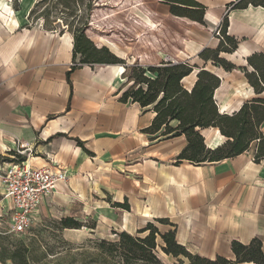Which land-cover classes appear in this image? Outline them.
<instances>
[{
    "label": "crops",
    "instance_id": "crops-1",
    "mask_svg": "<svg viewBox=\"0 0 264 264\" xmlns=\"http://www.w3.org/2000/svg\"><path fill=\"white\" fill-rule=\"evenodd\" d=\"M195 1L205 7L204 24L173 16L170 7L164 5L161 26L163 31H170V47L163 42L169 52L157 50L156 30H151L148 22V33L140 43H146L149 65L170 60L199 67V54L219 46L221 39L215 33L228 13L227 34L239 41V47L220 57L237 69L226 72L216 67L212 72L221 79L214 96L219 111L232 115L244 103L264 99V92L257 95L246 77V71H254L248 58L264 54V8L228 11L236 0ZM36 4L37 0H21L14 10L9 0H0V155L6 156L8 149L32 152L28 158L31 166L45 167L52 160L66 168L70 185L77 179L82 187L88 182L93 189L98 185L91 196L100 192L118 204L124 200L146 202L144 218L137 215L131 220L132 212L124 211L122 231L131 235L153 223L151 216L159 220L179 213L180 219L171 222L176 225V239L193 254L212 260L217 256L233 259V241L247 245L259 239L264 244V159L255 161L257 144L240 156L220 162L198 166L178 163L187 146L186 138L160 141L157 137L161 133H144L153 123L154 111L121 100L130 86L124 79L125 67L80 65L79 56L74 59L71 33L47 29L41 19L31 22ZM127 7L132 10L138 6L131 3ZM172 21L184 24L179 30ZM115 54L125 61L144 58L123 49ZM75 64L78 68L71 74V88L67 74ZM198 72L189 76L195 77L189 89ZM214 131L206 143L210 149L226 142ZM124 169L134 181L117 178L116 188L112 187L111 172L120 177ZM140 169L143 173L138 172ZM135 178H142V182ZM66 183L59 189L63 190ZM66 231L67 239L75 241L77 231Z\"/></svg>",
    "mask_w": 264,
    "mask_h": 264
},
{
    "label": "trees",
    "instance_id": "trees-1",
    "mask_svg": "<svg viewBox=\"0 0 264 264\" xmlns=\"http://www.w3.org/2000/svg\"><path fill=\"white\" fill-rule=\"evenodd\" d=\"M105 1L107 0H98L97 4L100 5V2ZM159 1L170 7V13L173 16L188 18L204 24L205 7L197 1ZM139 2L137 5L139 7L144 4L143 1ZM122 4L124 2L115 5ZM250 6L264 8V0H236L229 5L228 11L247 9ZM37 7L38 4L32 10L30 18ZM113 16L114 14H105L103 20H108ZM149 20L147 22L150 23L151 30H157L159 24ZM148 23L145 24V27L148 26ZM228 26L227 13L220 29L223 38L219 46L217 49L205 48L199 54V58L204 62L212 61L215 66L223 68L226 72H233L237 66L220 57L222 53L236 52L239 47V41L228 36ZM108 27L113 28V25ZM72 34L75 40L74 59L80 56V65H119L126 68L123 67V74L126 70L132 71L131 78L134 81V86L124 93L121 100L125 103L131 100L133 103H138L143 109L151 108L154 111L156 116L153 123L144 130V133L152 135L161 133V136L166 140L181 136L186 138L187 146L178 156V163L187 161L198 166L207 162H220L244 154L254 143L257 144L255 161L259 162L264 159V134L262 132L264 99L256 98L248 101L232 115L221 114L214 98L216 90L221 86V79L206 67L199 68L197 65H191L188 61H166L158 66L139 64L130 66L107 47H102L101 37L98 40V47L101 48H97L84 33ZM105 41L116 45L111 40L105 39ZM248 64L254 71L252 73L246 71V77L255 93L260 95L264 92V54H254L248 58ZM77 68L78 65L75 64L67 74V81L71 88V74ZM195 69L199 70L197 80L194 86L188 89L183 82ZM173 123H177V125L174 126ZM211 129L217 130L226 139L224 144L215 149L208 148L202 135V131ZM79 145L82 144L79 142ZM7 160L8 158L3 159V161ZM115 206L130 211L129 206L118 203ZM158 222L176 228L173 223H166L167 220L159 219ZM61 225L63 229L70 230H79L83 227L81 222L73 218H65ZM137 233L145 236L134 237L127 232L116 233L119 237L118 243L102 241L101 246L109 247L108 251L111 253L115 251L122 264H164L157 255L159 237L164 242L161 250L167 256L175 258L178 264H185V259L188 260V264H264V244L259 239H253L247 245L233 241L231 244L233 259L217 256L212 260L191 253L185 246L178 243L175 231L163 234L153 223H148L144 229ZM23 251L25 250L22 248H16L14 251L9 250L7 259H10L14 264H18L17 261L27 264L22 262ZM6 252L7 250L1 247V261H3V254Z\"/></svg>",
    "mask_w": 264,
    "mask_h": 264
},
{
    "label": "rangeland",
    "instance_id": "rangeland-1",
    "mask_svg": "<svg viewBox=\"0 0 264 264\" xmlns=\"http://www.w3.org/2000/svg\"><path fill=\"white\" fill-rule=\"evenodd\" d=\"M20 1L21 0H9L14 10L18 7ZM97 1L98 0H37L38 7L31 17V22L40 17L42 24L46 22L45 27L49 29L54 28L57 29V31L69 33H84L97 48H101L98 47V40L101 37L102 47H107L113 54L118 52L119 49H123L128 54H134L135 57L139 54L142 57L144 56V58L141 59L142 61H134L130 58V61H126L130 66L134 64L142 66L160 65L161 63H157L156 61H152L155 65H149L148 62L150 61L145 57L147 53L146 43L143 45L140 41L142 38H146L148 30L145 24L150 17L152 20L154 19L156 23H159V27L156 30L158 37L156 41L157 50H160L159 52H161V49L166 51L167 46L165 47L163 44L164 41L168 47H170V31H163L164 28L161 26L163 19L161 11L166 4L159 0H107L102 3L100 2L101 4L98 5ZM139 1H143L144 4L132 10L127 7L131 3H135V6H137L140 3ZM121 2H124V4L115 5ZM108 13L114 14V16L108 20H103L104 15ZM172 22L173 27L179 30L184 24L182 21ZM109 25H113V28H109ZM175 37L178 36L175 35ZM105 39L113 41L117 45L118 50L111 47ZM169 49H167L166 52H169ZM197 62L200 68L206 67V69L210 71H214L217 67L212 61L203 62L201 59ZM195 71H198V69ZM131 76L132 71L126 70L124 79L130 84L128 89L134 86V81ZM194 80L195 77L192 75L186 79L183 84L189 89ZM214 130H210V139H205L206 143H210L212 137L215 135ZM216 137L224 141V139L218 135ZM157 139L160 141L166 140L161 135L158 136ZM4 158L8 157L0 155V162L3 161ZM139 168L141 167L139 166ZM138 172L143 173L142 169ZM111 173L113 174L111 186L114 188H116L115 179L117 178L134 181L128 169L122 170L120 172V177L115 171ZM88 178L91 180L89 175ZM136 179L142 182V178H135V180ZM92 186L93 185L88 182L86 187H82L78 179L73 181L71 185L70 182L67 181L66 185L63 186L64 189H59L52 198H50L45 209L41 212V218L37 223L38 225L35 226L33 231L20 236L10 233L9 210L11 208V203L4 197L3 191L0 189V252L1 247L7 250V252L3 254L4 259L3 261L0 260V264H14L7 258L9 250L14 251L16 248L25 250L22 252V257H24L22 262L27 264H122L121 260L118 258V254L115 253V251L112 253L109 252V247L101 246V242L118 243L119 237L116 233L123 232L122 222L124 221L125 209L116 207L115 204H117V202L112 201L109 196L105 197L100 192L98 193L100 194L99 196H91L90 193H92L93 190H98V185H95L94 189ZM85 193L88 194V199L85 198ZM120 204L129 206L130 212H132L131 220L136 219L135 217L137 215L144 218L148 211L146 202L134 203L124 200ZM132 204L134 205L133 210ZM65 218H73L83 225L82 229L74 232V234H76L74 237L75 241L67 239L68 232L66 230L70 229L62 228V220ZM160 219L167 220L166 223H175L180 219V214L177 213L173 218L165 216ZM151 221L163 234L175 230V228L169 225L158 222V220L152 218V216ZM216 235L220 236V234ZM139 236L144 237L145 235L134 233V237ZM221 236L223 235L221 234ZM158 244L159 248L157 250V255L161 261L164 264H178L175 258L167 256L161 250V247L164 246V242L160 237L158 238ZM184 261L185 264H188V260L185 259ZM17 262L21 264L19 261Z\"/></svg>",
    "mask_w": 264,
    "mask_h": 264
},
{
    "label": "built area",
    "instance_id": "built-area-1",
    "mask_svg": "<svg viewBox=\"0 0 264 264\" xmlns=\"http://www.w3.org/2000/svg\"><path fill=\"white\" fill-rule=\"evenodd\" d=\"M215 34L223 38L220 30ZM31 154L21 149L15 152L8 149V160L0 162V188L11 203L10 233L16 236L33 231L46 201L68 180L66 168L58 162L51 160L41 168L31 166L28 160Z\"/></svg>",
    "mask_w": 264,
    "mask_h": 264
},
{
    "label": "bare ground",
    "instance_id": "bare-ground-1",
    "mask_svg": "<svg viewBox=\"0 0 264 264\" xmlns=\"http://www.w3.org/2000/svg\"><path fill=\"white\" fill-rule=\"evenodd\" d=\"M111 47H113L115 50H117V48H115L114 46H111ZM241 108L239 107L238 108V111L240 110ZM235 112V111H234ZM202 133H203V135L205 136V138H209L210 137V133H211V131L210 130H204V131H202Z\"/></svg>",
    "mask_w": 264,
    "mask_h": 264
},
{
    "label": "water",
    "instance_id": "water-1",
    "mask_svg": "<svg viewBox=\"0 0 264 264\" xmlns=\"http://www.w3.org/2000/svg\"><path fill=\"white\" fill-rule=\"evenodd\" d=\"M203 135V134H202ZM204 137V136H203Z\"/></svg>",
    "mask_w": 264,
    "mask_h": 264
}]
</instances>
